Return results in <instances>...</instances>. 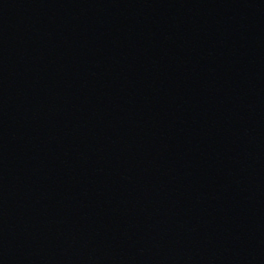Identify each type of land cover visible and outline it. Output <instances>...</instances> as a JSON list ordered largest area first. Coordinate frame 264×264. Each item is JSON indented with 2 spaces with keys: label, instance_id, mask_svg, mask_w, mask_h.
I'll return each mask as SVG.
<instances>
[{
  "label": "water",
  "instance_id": "obj_1",
  "mask_svg": "<svg viewBox=\"0 0 264 264\" xmlns=\"http://www.w3.org/2000/svg\"><path fill=\"white\" fill-rule=\"evenodd\" d=\"M0 264H264V0H0Z\"/></svg>",
  "mask_w": 264,
  "mask_h": 264
}]
</instances>
